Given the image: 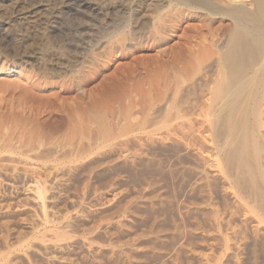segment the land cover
<instances>
[{
  "label": "rangeland",
  "instance_id": "1",
  "mask_svg": "<svg viewBox=\"0 0 264 264\" xmlns=\"http://www.w3.org/2000/svg\"><path fill=\"white\" fill-rule=\"evenodd\" d=\"M49 1L0 0V51L11 48L16 27H28L34 44L46 28L73 23L71 56L80 69L78 76L68 62L50 61L45 78L33 65L0 57V264H264L263 223L256 230L231 195H220V130L216 109H206L233 21L175 0ZM99 48L103 56L94 55ZM92 52L94 62L85 64ZM183 110L200 123L211 114L217 128L211 118L204 127L195 121L194 138L172 132ZM197 165L206 168L203 182ZM229 211L232 226L219 233L220 214Z\"/></svg>",
  "mask_w": 264,
  "mask_h": 264
},
{
  "label": "bare ground",
  "instance_id": "2",
  "mask_svg": "<svg viewBox=\"0 0 264 264\" xmlns=\"http://www.w3.org/2000/svg\"><path fill=\"white\" fill-rule=\"evenodd\" d=\"M173 1L174 0H172V2ZM175 1H177L181 5H184V7L186 6L188 9H191L189 7L195 6L196 8L199 7L201 9H203V10H208L210 12H213V14H215V13L216 14H220L221 17H223V18L225 17V18L233 21V23H234V26L235 27H234L233 30H231V32H230V34L228 36L227 43L225 44V47H223L224 49H223V51L221 52V55H220L221 56L220 57L221 59H219V60L222 61L223 68L220 69V72H219L220 73V80H219V78H218V82L216 80V82H217L216 83L217 84L216 85V88L214 89V91H213V89L210 91V93H212L211 94L212 97H210L211 105H210V103H208V101H210V100L207 99L208 101H207V108L206 109H207V112L208 113L207 112L206 113L209 114V112H210V110L208 109L209 106H210V109L211 108L212 109L213 108L216 109L214 111H211L210 113L214 112V113H212V115L213 114L216 115V117H215L216 118V123L215 124L219 127L218 130H220V132H219L220 137H218L219 134H216L218 131L217 132H216V130L214 131V133L216 132L215 134L218 135L217 138H219V141L218 140L217 141L220 142V143H217V142L215 143L216 145H219L220 144L219 145L220 146L219 147L220 148V152H219L220 153V161H217V159L215 160L216 162H220V166H219V163H217L218 164L217 166H219V168H220V191H221V194L220 195L223 196L222 197L223 200H224V197H227L228 195H231V198H233V200L232 199L231 200L236 205V208L238 210L241 209L243 211V214H244V217H245V222L246 223L249 222V223L253 224L252 227H255L256 230H257V229H259L261 227L260 225L262 223H263L262 226H264V0H229V2H227L228 0H226L227 3L224 1L225 4L222 3L223 5H220V6L218 4L216 5V4L212 3L213 1H210V0H175ZM64 3H65L64 0H51V2H50V4L52 5V7H53L54 4L59 5V4H64ZM51 5H49V7H51ZM50 15H54V13H51ZM48 17H50V16H48ZM63 24H64V28L63 29L54 30V31H51V32L46 27H45L46 28L45 30L41 28L42 31L44 30V32L42 34L40 33L41 35L38 34L36 38H33L34 44H29L30 42L28 41V36L30 35V33L28 34V32H29L30 29L28 27H23L21 29H18L19 27L17 28L15 26L16 27V29H15V32L16 33H15V37H14L13 44H12V46H11V48L9 50H2L1 49V51H0V57H2V58H11V59L14 58L16 61H18L20 63L21 66L22 65L23 66H26V65L32 66L33 65V66L37 67V70H40V72H41L42 75L44 74L43 76H45V78H46V76H49L52 73L50 71L51 69L49 67L51 65H49L48 62H50V61L56 62L57 61V63H58V61H61V60L63 61L64 60V61L68 62L69 65H73V66H71L72 67V71L75 72V75H78L79 74L78 72L80 71V69H77V70L73 69V68H76V67H74V66H76V60H75V58H73L71 56L72 50H75V49H76V51L78 50L77 49V45L74 44L77 41L75 39H76V33H77V30H78L77 29L78 26H76L73 23H69V25H67L68 24L67 22H62L61 25H63ZM65 25H66V27H65ZM45 26H46V24H45ZM36 27H37V25H36ZM136 29H138V28H136ZM66 32L68 34H66ZM101 33L102 32L100 30L98 32V34H101ZM119 34H121V33H119ZM67 35H70L69 43L68 44L67 43L65 44V42H63V41H64V37H67ZM103 45H105V43ZM103 45H101V48H102ZM101 48L95 50V53H94L95 56H99L100 54H102V52L100 51V50H102ZM103 48H106V46H103ZM93 52H92L91 57H89L88 59L85 60V64H91L92 61L94 62V60H92L93 59L92 56H94L93 55ZM100 56H103V55H100ZM5 72L6 71H4V70L2 71L3 74ZM14 72L15 71H12L10 73L8 72V74H13ZM208 84H205V85H208ZM214 84H215V82H214ZM212 86L215 87L214 85H212ZM209 87H211V86H209ZM209 96H210V94H209ZM209 96H208V98H209ZM202 105H203V103H202ZM201 106L199 108V111L202 112L203 110H205V107L203 108V106L202 107ZM196 107H194L195 110H196ZM178 110H180V109H178ZM180 111H182V110H180ZM184 112L185 111L183 110V112H180L178 115H180L181 113H184ZM190 112L188 111V113H190ZM201 112H199V113L202 114L203 112L202 113ZM200 114H198V116H201ZM207 114H205L206 117L203 116L204 119H206V120L202 119L203 120L202 123H200L202 117H199V120H200L199 121L198 118L196 120V116H195V120H193L192 119L193 118V115H192V118L191 117L189 118V114H181L180 116H178L179 118L176 119L177 120L176 122H178V123H177V125H175V128L173 129L172 132H174V133L175 132H179L180 133V136H182V135H184V136L190 135V133H192L194 131V129H195L194 127H196L195 121H199L198 123H200L201 127H202V125L204 127L205 124L207 123V121H209L212 118V116H210L211 115L210 114L209 115L210 119H209L208 116H207ZM212 119H213V122L210 120L209 123H207V124H210L212 122L211 128L213 130L216 127V125L214 124V120H215L214 117ZM173 122H175V121H173ZM212 125H214V126L212 127ZM198 127H200V126H198ZM198 127H197V130H198ZM171 128H173V126ZM208 128H210V126ZM198 131H200V130H198ZM203 131L204 130H202V132ZM208 131H210V130H208ZM169 132H170V128H169ZM179 133H177V134H179ZM193 133H196V130ZM198 134H200V133H198ZM215 134L213 135V132H212V135L213 136H216ZM167 135H168V137H170L168 132H167ZM173 135L175 136V134H173ZM190 136H192V134ZM202 136H203V134H202ZM202 136H201V138H202ZM192 138H194V137L192 136ZM203 138L204 139H207L205 137H203ZM217 138L215 137V139H217ZM184 139H186V138H184ZM204 139H203V141H204ZM215 139H213V140H215ZM201 141H202V139H201ZM219 148L217 146V148H215V149H217V151H218ZM137 154H139V152ZM140 155H142V154H140ZM143 155H144V153H143ZM200 156H202V155H200ZM197 159L198 160H201V158L199 159V157ZM204 160H205V158H204ZM143 161H145V160L143 159ZM216 162H214V163H216ZM210 163L211 162H209V164ZM214 163H211V164L214 165ZM211 164H210V167H211ZM130 165H131V163H130ZM190 165H191V163H190ZM199 165H201V164H199ZM206 166H207V164H206ZM196 167L199 168L198 165ZM199 169H202V170L198 171L197 172V175H198L199 180L201 182H203V181H205L206 178H208V175H207V173L205 171L206 168H199ZM214 169H217V168H214ZM209 170H211V168ZM215 172L216 171H214V174H215ZM216 174H217V172H216ZM212 176H213V174H212ZM210 178H212V177L210 176L209 179ZM200 181H199V183H200ZM199 183H198V185H199ZM205 186H203V187H205ZM208 188H210V187H208ZM204 190L206 191L207 188H204ZM199 191H202L201 188H200ZM206 193L207 192H205L204 194H206ZM199 194L201 195L200 192H199ZM208 195L209 196L210 195H213L212 191H211V194L208 192ZM147 196H146V198H149L151 195L149 197H147ZM142 197H143V195H142ZM204 199H206V198H204ZM150 200H152V199H150ZM208 200H212L211 197ZM231 200H229V201H231ZM201 201L203 202L204 200L201 199ZM142 202H140V203H142ZM152 203H150L151 206L153 205ZM154 203H155V201H154ZM209 203H210V201H209ZM209 203L208 202H205L204 204H206V207H209V205H208ZM226 203H227V201H226ZM204 204H202V205L204 206ZM223 205H222V208H223ZM153 206H155V205H153ZM132 207H133V205H132ZM222 208L220 207V209H222ZM225 208H227V207H225ZM232 208H234V206ZM135 209H137V208H135ZM230 209L231 208H229V210ZM132 210H134V209H132ZM210 210H212V209H210ZM232 211H234V210H232ZM215 212H216V210H215ZM203 216H204V214H203ZM215 217H213V218H215ZM233 217H234V213H232V212H230V214L227 216V218L224 217V216H222L220 214V220H219L220 221V223H219L220 224V230H219V233L222 231V229H224L226 227H231L232 226V224H231L232 221L231 220H232ZM216 219H217V217H216ZM241 219H242V217H241ZM208 220H209V218H208ZM211 221L209 222L210 224H211ZM213 221H215V220H213ZM121 222L123 223V221H121ZM121 222H120V224H121ZM204 222H205V220H204ZM245 222H243L244 223L243 224L244 226L246 225ZM237 223H235V225ZM240 223H238V224L241 227V224ZM249 223H248V225H249ZM108 225H110V224H108ZM198 225H197V227H198ZM200 225L203 226V224H201V223H200ZM212 225L213 224H211V226ZM233 225H234V223H233ZM254 225H256V226H254ZM239 226L237 228H239ZM207 227H208V224H207ZM246 227H247V225H246ZM105 228H108V227L105 226ZM232 228L234 230L235 227L233 226ZM262 228L260 229V231L262 230ZM216 229H218V227H216ZM120 230H121V228H120ZM229 230H230V228L228 229V231H226V233L227 232L230 233ZM55 231H53V232H55ZM212 231H210V234H211ZM254 231H253V233H254ZM262 232H263V230H262ZM128 233H129V231H128ZM233 233H234V231H233ZM239 233H240V231H239ZM57 234H58V232H57ZM224 234H225V232H224ZM230 234L232 235V233H230ZM230 234H229V236L227 234V236L230 237ZM235 234L236 233H234V236H235ZM241 234L243 235V233H241ZM263 234H261V235H263ZM59 235H60V232H59ZM63 235H64V232H63ZM149 235H151V232H150ZM154 235H155V233H154ZM181 235H179L180 238H181ZM183 235H184V233H183ZM240 235H238V236H240ZM244 235H243V237H244ZM257 235H258V232H257ZM54 236H53V238H54ZM64 236L66 237V235H64ZM68 236H70V235H68ZM59 238L60 237L58 236V239ZM222 238H224V237H222ZM242 238H240V239H242ZM63 239H65V238H63ZM79 239H81V238H79ZM149 239H150V237H149ZM206 239H207V237H206ZM231 239H233V238H231ZM234 239H235V237H234ZM260 239H261V237H260ZM156 240H158V239H156ZM235 240H237V239H235ZM235 240L232 242L231 245H233V243L235 242ZM242 240L244 241V243H245V241H247L246 239H242ZM87 241H88V239H87ZM65 242H67V241H65ZM76 242H78V241H76ZM79 242L82 243V241H79ZM230 242H231V240L228 242V244ZM88 243H90V242L88 241ZM141 243H143V242H141ZM241 243H242V241H241ZM63 244H64V242H63ZM70 244H72V243H70ZM70 244H68V247L71 246ZM78 244L79 243H77V245ZM226 244L227 243H225V245ZM235 244L238 245V243H235ZM64 245L66 246L67 244L65 243ZM80 245H82V244H80ZM84 245H82V247ZM229 245H226L225 248H227V246H229ZM93 246H94V244H93ZM128 246H130V245H128ZM238 246H240V245H238ZM61 247H62V249L64 248L62 245H61ZM94 247L90 246V244H89L88 250H90L91 248H94ZM134 247L135 246H133V248ZM242 247L240 246V247H236V248L238 249V248H242ZM236 248H235V250H236ZM71 249H73V248L71 247ZM78 250L80 251V249H78ZM228 250H229V247H228ZM121 251L119 249V252L120 253H121ZM123 251H125V250H123ZM177 251H178V249H177ZM239 251H240V249H239ZM95 252H96V249H95ZM106 252H103V253L105 254ZM236 252L238 253V251H236ZM96 253H98V251ZM100 253H98V255H101ZM109 253H110V251H109ZM113 253H111L112 256H113ZM126 253H127V251H126ZM82 254H84V251H83ZM86 255H87V253H86ZM132 255L135 256L136 254H132ZM95 257L96 256H94V258ZM109 257H111V256H109ZM120 257H122V256H120ZM128 257H129V255H128ZM173 257H171V258H173ZM100 258H101V256H100ZM125 258H123V259H125ZM99 259H97V260H99ZM117 259L118 258L116 257L115 260H117ZM132 259H133V257H132ZM174 259H175V257H174ZM110 260H112V259H110ZM161 260H163V259H161ZM117 261L118 262H121L120 260H117ZM133 261H135V259ZM133 261H132V264L134 263ZM100 262H102V260ZM97 264H99V262ZM128 264H129V262H128Z\"/></svg>",
  "mask_w": 264,
  "mask_h": 264
}]
</instances>
